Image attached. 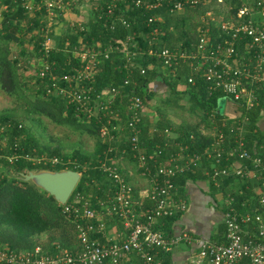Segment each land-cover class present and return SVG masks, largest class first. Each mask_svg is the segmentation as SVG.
Segmentation results:
<instances>
[{
    "label": "trees",
    "instance_id": "1",
    "mask_svg": "<svg viewBox=\"0 0 264 264\" xmlns=\"http://www.w3.org/2000/svg\"><path fill=\"white\" fill-rule=\"evenodd\" d=\"M23 1L0 0V88L9 97L23 98L28 103L29 109H27L35 113L37 119L40 116H45L55 124L67 125L80 132H87L94 139V148L91 153L81 148H76L71 153H64L59 152L60 150L57 148L49 150L46 147H40L37 137L27 125L22 124L17 119L14 109L0 110V127L2 128L0 137V247L2 244H6L14 250H29L39 245L46 251L53 253L56 250L55 243H57L71 252L79 250L76 228L72 220L62 213L61 205L41 188L29 181H24L20 177V173H26L29 170L72 169L78 171L81 173V177L70 196V200L75 195L80 194L83 198L90 200V206L97 214L108 216L105 207L115 202L113 197L115 188L112 186L109 173L103 164L105 163L106 166L116 164L110 162V159L114 158L115 155L125 159V155L130 154L128 158H133L130 163H135V166L138 164V159L131 155L129 143L125 140L122 142L118 140L103 142L100 129L103 124L110 120L109 115L112 114L119 115V118L111 122L120 125L121 118H124L126 110L131 107L132 99L139 98L146 105L148 100L155 96L158 89H165L168 93L166 98H159V103L154 106L156 112L153 115L157 117L154 133L151 134L148 131L151 123L147 115L143 117L144 122L142 121L140 124L138 132L139 143L141 148H145L144 152L147 155H154L153 151L156 149L161 152L158 155L162 160L167 158L168 150L171 154L176 152L174 155L179 151L185 155L201 153L209 144L210 137L202 133L201 129L203 128L200 125L204 123L206 127L211 126L210 118L212 117L218 120L226 115L233 116L234 113L245 114L249 119L246 133L249 140L248 146L250 147L254 140L257 142L263 140L264 124L262 119L264 117L260 119L261 116L259 115L262 104L245 111L240 109L237 104L227 100L228 107L225 111H221L217 101L223 98V94L206 90L207 85L198 77H196V85L184 86V78L188 74L186 64L180 66L176 78L170 79L171 72L167 69L162 70L158 61L150 58L147 52L150 42L154 48L194 50L198 40L197 26L199 24L196 17L204 14L210 4L207 7L203 4L187 5L182 10L183 14L176 15L178 14L177 11L170 12V4L166 1L153 12H147L144 11V8L135 7L133 4H130L126 10L125 5L119 0L93 1V4H98L95 5V8L90 4H84L83 0H65L69 4L70 13L74 15L85 13L89 15V19L76 21L63 19L61 16L60 19L64 21L59 20V23L65 24V30H55L58 25L56 23L51 27L50 32H45L46 9L41 7L35 10L32 16L28 15L22 7ZM111 2L116 4L112 13L108 11ZM211 4L216 5V2ZM3 6L4 8L1 9ZM150 14H162L163 19L148 23L147 18ZM119 18H126L130 27L122 26ZM193 20H196V23H193ZM22 22L26 23V27ZM211 27L212 36L216 37L212 24ZM154 30L157 31L156 34H152ZM56 33L59 35H55L53 45L45 50L42 46L43 42L46 38L54 40V37L51 36ZM126 36L133 37L127 49L128 55L124 54V51H111L109 57L105 58L103 54L105 48L114 41L124 40ZM13 39L16 40L19 50L16 52L17 55L12 58L9 56L11 50L8 44ZM25 42L32 45V48H27ZM137 48L141 52H138ZM79 50L94 53L93 66L98 69L92 85V95L96 98L92 102V109H97V115L92 116L90 124L86 125L83 124L85 120H81L83 116L85 117L84 113L77 111L75 105L68 104L66 100L55 95L51 87L52 81L49 79L52 75L59 77L62 73L71 71L72 66H78L79 60L74 52ZM134 50L138 53L132 55L130 52ZM28 55H35L40 58L37 73L30 79L33 80L30 84L34 87V94L29 97L21 86V84L26 83L21 78L22 73L25 74L27 71V68L24 67L27 66L28 61H24V57H28ZM153 63L155 66H151ZM44 64H49V72L41 78L38 73ZM141 68H144V73H141ZM158 76L162 79L159 87L155 82ZM125 80L127 83L124 82ZM179 84L184 87L179 88ZM108 87H116L118 90L110 99L109 106L106 105V98L101 93L108 90ZM97 95L102 98H97ZM181 96L187 97L192 113L196 111L201 113L198 123L192 125L181 122L176 125L168 118L172 106L184 108L182 104L178 105V98ZM258 121L261 125L260 128L256 127ZM165 128L171 130L173 140L164 134ZM122 132L112 130V134L115 136ZM124 132L127 133L126 130ZM190 136H193L192 139ZM166 144L170 146L167 147ZM124 148L126 152L122 153ZM43 153L48 156V160L39 159ZM55 156L60 158V162L52 164L49 160ZM70 159L71 161H69ZM121 159H117L118 163H123ZM203 166L188 172L178 173L171 178L178 190L174 196L175 199L181 196L187 201L184 196L187 181L196 182L206 179ZM136 171L139 172V169ZM126 180L128 179L126 178ZM227 180L235 181L236 179L227 178L224 182ZM255 185V180L241 183L237 190L231 191L230 194L226 193V198L235 200V207L238 211H247L250 206L257 204L256 198L250 201V206L247 202ZM211 186L214 185L211 183ZM144 201L137 211L153 205L149 198L144 199ZM245 201L248 203L247 206L241 207ZM263 210L264 207H261L260 212L264 218ZM183 213L160 217L154 223L153 228L168 238L173 235L174 222ZM115 220L121 221L118 217H115ZM53 232H56L57 235ZM43 233H49L47 244H42L37 240ZM46 245H48L47 248ZM151 254L155 257H161L163 264H170L168 252L153 250ZM125 259H127L128 264H143V260L137 251L125 253L119 264H123ZM102 263L111 264L108 258H105ZM242 264H245L244 261Z\"/></svg>",
    "mask_w": 264,
    "mask_h": 264
},
{
    "label": "built area",
    "instance_id": "2",
    "mask_svg": "<svg viewBox=\"0 0 264 264\" xmlns=\"http://www.w3.org/2000/svg\"><path fill=\"white\" fill-rule=\"evenodd\" d=\"M119 1L125 5L126 10L133 4L147 12H153L162 6L164 1L170 4V12H180L187 5H211L216 2V6H220L222 10L216 13L214 18L213 7L207 8L202 18L203 24L198 28V40L194 50L154 48L150 42L147 52L150 58L158 61L159 67L170 71L171 76L175 78L180 66L186 64L188 74L184 78L185 87L196 85L198 77L207 85L206 90L223 94V98L237 104L240 109L249 111L262 104L259 115L260 119L264 117V0H229V3L227 0ZM95 5L98 4H93V8ZM115 6V2H111L108 11L112 13ZM22 7L27 14L44 7L46 26H53V23L49 25L48 19L52 18L57 22L70 10L65 0H24ZM158 17V14H150L148 23L158 20ZM119 22L124 27H130L126 18H119ZM211 24L216 37L212 36ZM156 33V30L152 32ZM132 40V36H126L124 40L109 44L103 52L104 57L108 58L111 51H124V54L128 55L127 49ZM50 41V38H46L43 42L45 50L50 48ZM137 50L141 52L140 49ZM138 52L134 50L130 53L135 55ZM74 55L78 57V66H72L71 71L62 73L59 77L52 75L49 79L52 81L51 87L55 95L66 100V103L75 105L76 110L83 112L90 122L92 116L97 115V109H92V102L96 100L92 95V85L98 71L93 66L95 54L79 50L75 51ZM144 71V68H141V73ZM47 72L49 64H44L38 75L43 78ZM124 82L127 83V80ZM184 86L179 84L178 87ZM117 91L116 87H108V90L101 92L106 98V105H110V99ZM97 98L102 97L97 95ZM146 109L147 104L145 105L143 100L132 99L131 107L126 110L124 118H121L120 125L111 122L119 118V115L112 114L109 115L110 120L100 129L103 142L125 140L129 143L131 155L138 159L139 175L147 183V187L139 194L142 200L138 201L135 199L132 184L126 180L122 163L115 161L119 157L115 155L110 159V162L116 163L114 165L103 164L115 188V202L107 205L105 211L111 217L120 218L127 230V237L124 240L106 239L107 232L102 215L91 208L88 198L77 194L60 205L62 213L75 225L79 250L71 252L55 243L56 250L50 253L39 245L29 250H14L4 244L0 247V264H103L105 258H108L111 264H119L125 253L132 251L138 252L143 264H163L151 251H169L180 241L199 245L196 253L189 258L188 264H204L205 261L207 264H242L243 261L245 264H264V218L260 212V208L264 207V137L259 142L254 140L249 147L248 135L246 136L249 119L245 114L234 113L233 116L226 115L218 120L212 117L211 126L201 127L202 133L210 137L209 144L201 153L181 157L180 151L176 155V152H169L167 158L162 160L158 155L160 151L147 155L139 143V127L142 121L144 122ZM256 127H261L259 121ZM112 130L123 132L115 136ZM148 131L153 134L155 128L149 127ZM170 132L169 128L164 129L167 137ZM192 137L190 136L191 139ZM125 152L124 148L122 153ZM39 159L45 157L41 156ZM49 161L56 164L60 162V158L55 156ZM202 165L206 179L216 188H221L227 178H234L239 184L255 180L253 193L247 200L250 204L245 201L241 207H246L247 204L250 206V201L254 198L257 204L242 212L236 209L233 198H226L222 220L225 226L223 242L202 239L187 231L164 237L160 231L153 228L157 219L178 215L188 207L183 197L175 199L178 190L171 178L178 173L198 169ZM146 198L151 199L153 205L137 211Z\"/></svg>",
    "mask_w": 264,
    "mask_h": 264
},
{
    "label": "rangeland",
    "instance_id": "3",
    "mask_svg": "<svg viewBox=\"0 0 264 264\" xmlns=\"http://www.w3.org/2000/svg\"><path fill=\"white\" fill-rule=\"evenodd\" d=\"M84 4H90L91 6H93V1L94 2H100V0H83ZM205 7H207V5H204ZM212 8V12L213 15L212 17L216 18V13H220L221 12V7L220 6H216L215 4H211L209 5ZM3 7H1V9H3ZM207 10V9H206ZM182 12V13H181ZM178 14L176 15H180L183 14V11L177 12ZM205 13V12H204ZM28 15H33V13H30ZM203 16L204 14H201L199 17H196V20L198 21V28L203 24ZM52 17V16H51ZM54 17V16H53ZM163 19L162 14L159 15L158 17V21H161ZM196 20H193V23H196ZM200 21V22H199ZM49 25L51 23H53L52 25L59 23V21L54 22L51 19H48ZM202 22V24L200 25V23ZM24 27H26V23L22 22ZM200 25V26H199ZM52 26H45L44 30L45 32L47 31L46 29H48L47 32H49V29H51ZM65 26L62 25L61 29L62 31L65 30L64 28ZM58 28V27H57ZM58 30V29H57ZM55 35H59L58 33L56 34H52V38L54 37V40H52V42L50 41V44L53 45V42L55 41ZM19 36V35H17ZM27 37V35H25ZM25 46L29 49L32 48V45H30L29 43H24ZM8 47L10 48V57H15L17 54L16 52H18L19 48L16 45V40H12V42H9ZM27 57V56H26ZM26 57H24V61H28L27 62V66H25L24 68H27V71L25 72V74H23L20 70L19 72L22 73V81H25V84H21L22 88L24 89L25 93L27 94V96L29 97L30 95L34 94V90H33V85H31L30 83H32L30 80L34 75H36L37 70H38V61H40V58L36 57L35 55H28L27 59ZM26 59V60H25ZM40 63V62H39ZM20 68V67H19ZM161 68V67H160ZM162 70L164 68H161ZM166 73V70L164 71ZM167 73H169L167 71ZM28 76H30V78H28ZM173 76H171L170 79H172ZM162 81V79L158 76L157 80H155L156 83H158ZM158 87V86H157ZM168 95V93L166 92L165 89H158L155 92V96L151 99H149V106H148V111L149 114L147 115L149 118V122L151 124H149V126L151 128H155V123L157 121V117H155L153 114L155 111L154 106L156 105V103H159V98H166ZM178 105H183L184 108H177L176 106H172L171 107V112L168 115V118L175 123L176 125H178L181 122H184V124H196L200 121V115L197 111L196 112H191V106L189 101H187V97H183L181 96L180 98H178ZM227 100L225 98H221L217 101V105L218 108L221 109V111H225L226 107H228L227 105ZM28 103L23 99V98H13V97H9L8 95H6L0 88V110L1 109H14V112L17 114V119L24 125H27L29 130H31L34 135L37 137L38 139V143L40 145V147H46L49 150H53L55 148L59 149V152H64V153H71L74 149H78L81 148L84 151L87 152H93V148H94V139L92 138L91 135H89L87 132H80L79 130H76L75 128L71 127V126H67V125H58L55 124L53 122H51L48 118H46L45 116H40L39 119H37L36 114L32 113L31 111H29L28 108ZM28 108V109H27ZM32 119H31V118ZM85 120V122L83 123L84 125L86 124H90V122H88V119H86L85 117H82L81 120ZM32 120V121H31ZM83 120V121H84ZM262 123L264 124V118L262 119ZM204 125V123H201L200 127H202ZM1 132H2V128L0 127V137H1ZM173 136V133L170 132V135L168 136V138H170V140H173L171 137ZM1 140V138H0ZM142 150L144 151L145 148H142ZM170 152V151H169ZM154 154H157V150L155 149L153 151ZM130 154L125 155V159H121L120 157L117 159H121L122 163V170H124V173L126 175V178L130 181V175L132 172L137 173L138 171H136L138 169L137 166H135V163H130L131 160L133 159L131 157V159L128 158ZM41 156L45 157L46 160H48V156L46 154H42ZM181 157H185V154L182 155ZM71 161V159L69 160ZM116 162H118V160H115ZM127 163V164H126ZM139 174V172H138ZM140 176V175H139ZM131 183V181H130ZM145 183V182H144ZM134 184V183H133ZM132 184V185H133ZM147 187V186H146ZM144 187V188H146ZM141 189L140 191L144 190ZM103 216V220L105 223V226H108V221H113L115 218L111 217V216H107V215H102ZM109 219V220H108ZM113 219V220H112ZM122 223V222H121ZM75 226V225H74ZM58 231V230H57ZM126 228L124 227L123 223H122V229L120 231H118V233H114V236L110 237V235L108 236L107 233L105 234V238L106 239H118L119 236L118 234H120V236L122 237L123 234L125 233ZM54 234L57 235L56 232H53ZM49 239V233H43L38 237V242L42 243V244H47ZM4 245V244H2ZM48 245H46L47 248ZM53 246V245H52ZM22 250H27V249H22Z\"/></svg>",
    "mask_w": 264,
    "mask_h": 264
},
{
    "label": "crops",
    "instance_id": "4",
    "mask_svg": "<svg viewBox=\"0 0 264 264\" xmlns=\"http://www.w3.org/2000/svg\"><path fill=\"white\" fill-rule=\"evenodd\" d=\"M86 18L89 19V15H86L85 13L74 15L70 13V10L66 11L63 16V19L76 21H82ZM59 20L64 21L62 19H58V21ZM62 25L65 26V24H63L62 22L58 23V28L55 27V30H62ZM156 84L158 87L161 85L159 81ZM146 104L148 108L149 101ZM144 114H149L148 109L145 110ZM129 179L131 181V184L134 183L133 189L136 200H142V198L139 197V194L141 193L140 190L147 186L145 179L139 176L138 172H132ZM239 185L240 184H237L234 180H227L223 183L221 188H216L214 186L212 187L211 183L207 179L198 180L196 182L187 181L184 196L187 199L188 207L180 216V218H178L174 222L172 234L177 235L181 232L187 231L193 236L202 239H209L218 243L223 242L225 226L222 223V220L226 193L237 190L239 188ZM108 223L109 224L106 227V232L108 235H110V237L114 236V233H118V231L122 229L121 221L118 222L114 219L113 221H108ZM118 236V239H125L127 236V230L122 237L120 236V234H118ZM198 248L199 245L193 242L180 241L177 245L172 247L171 250L166 252L169 253L168 259L170 264H188L189 258L196 253ZM133 256L136 257L135 254H133ZM123 261V264H128L127 259ZM204 264H207V262L205 261Z\"/></svg>",
    "mask_w": 264,
    "mask_h": 264
},
{
    "label": "water",
    "instance_id": "5",
    "mask_svg": "<svg viewBox=\"0 0 264 264\" xmlns=\"http://www.w3.org/2000/svg\"><path fill=\"white\" fill-rule=\"evenodd\" d=\"M20 177L51 195L58 204H64L71 196L81 173L72 169L29 170L20 173Z\"/></svg>",
    "mask_w": 264,
    "mask_h": 264
}]
</instances>
